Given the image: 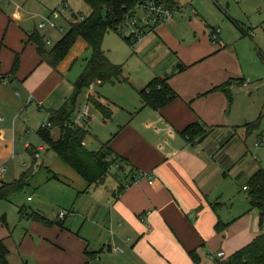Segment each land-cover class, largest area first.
Listing matches in <instances>:
<instances>
[{"label": "crops", "instance_id": "crops-1", "mask_svg": "<svg viewBox=\"0 0 264 264\" xmlns=\"http://www.w3.org/2000/svg\"><path fill=\"white\" fill-rule=\"evenodd\" d=\"M51 2L0 0V168L5 169L0 188L33 169L28 188L38 191L37 200L17 194L0 201V241L8 263L196 264L193 253L198 264H215L219 252L228 258L262 235L258 210L250 203L240 210L238 195L239 182H245V190L259 166L247 161L234 169L227 150L247 113L239 114L236 102L216 90L229 81L231 88L235 81L248 87L240 57L219 18H200L191 4L187 15L180 0L173 18L141 40L128 43L115 33L118 42L104 40L109 60L124 66L128 82L92 86L79 107L81 112L93 97L111 111L105 119L89 105L88 131L93 121L103 131L93 130L96 143L85 145L98 151L109 142L127 163H122L124 171L112 169L104 185L87 191V181L48 151L39 135L41 143L35 137L27 142L30 148L22 145L28 161L18 167L11 160L19 155L9 139L38 133V126L31 128L33 116H40L41 127L47 122L49 111L71 95L91 56L80 38L56 70L42 61L31 37L40 34L51 49L66 33L52 42L64 26L58 32L40 30L41 17L59 12L69 17V26L85 18L67 0L61 7ZM217 27L220 41L213 44L210 31ZM158 77L168 81L176 98L154 111L143 106L139 93ZM194 124L206 135L191 143L182 132ZM33 214L49 223L32 219Z\"/></svg>", "mask_w": 264, "mask_h": 264}, {"label": "trees", "instance_id": "trees-1", "mask_svg": "<svg viewBox=\"0 0 264 264\" xmlns=\"http://www.w3.org/2000/svg\"><path fill=\"white\" fill-rule=\"evenodd\" d=\"M91 9V14L82 21H74L69 31L51 48L48 49L44 37L34 34L32 42L37 46L38 53L43 62L50 65L54 70L69 55L76 41L80 38L87 43V49L91 53L86 66L73 84L71 95L57 110H50L46 126H42L38 134L48 151L54 152L62 161L74 169L88 183V190L102 186L112 175V169L116 174L124 171V160L117 157L109 147V142L101 144L98 151H90L85 145L89 135L88 123L81 127H73V120L79 112L80 98L92 86L96 84H114L128 82L124 77L123 65L113 64L104 50L103 44L106 35L111 31L116 32V27L131 17L137 5L144 0H83ZM166 7L176 10L179 0H164ZM235 26L241 30L243 36L248 33L240 27L237 21L232 20ZM132 43L130 40H126ZM17 61L14 64V68ZM233 81L224 83L216 90L228 94L231 98V86ZM140 98L144 107L159 111L167 106L176 94L169 86L168 81L155 78L143 90ZM88 103L98 110L105 119L112 116L111 111L102 105L97 99L90 97ZM263 115L257 121L246 126L250 131L258 129ZM57 132V137L54 133ZM206 132L199 124H194L182 132L188 142L204 139ZM127 164V163H126ZM33 169L25 172L18 180L4 184L0 188V201L24 192L30 185ZM135 180L132 177L128 184ZM123 187L119 188V194ZM247 198L250 205L260 211L261 221L264 220V169H260L252 176L247 185ZM24 208L20 210L23 213ZM32 219L49 223L40 215H31ZM8 250L3 241H0V264H9L7 260ZM196 264L197 257L192 253ZM215 264H264V233L255 238L247 246L223 260H216Z\"/></svg>", "mask_w": 264, "mask_h": 264}, {"label": "rangeland", "instance_id": "rangeland-1", "mask_svg": "<svg viewBox=\"0 0 264 264\" xmlns=\"http://www.w3.org/2000/svg\"><path fill=\"white\" fill-rule=\"evenodd\" d=\"M51 1V4H57L56 7H61L62 4H64L63 6H65L64 0ZM180 1L181 4L183 6H186L187 8L189 4H191L193 8L199 12V15L201 16L200 18L205 19L209 17L211 18V20L219 18L220 25L223 27V23L227 28V35L230 38L232 44L235 46L234 49L240 57L244 78L246 79V82L248 84V87H239L237 85L238 81H235L234 87L231 88V99L233 103L236 102L235 107L238 113L241 114L242 111H246L247 114L245 116L246 121H244L246 123H243V125L240 127H236L237 130L234 134L235 139L233 138L234 141L227 147L228 154H230L232 158V165L234 166V169L235 166L237 167L236 169H241L245 165V163H247V161L252 163L254 162L256 165L259 166V169H264V0ZM67 3L69 4L70 8L77 11L81 16L85 18H87L91 13L90 7L83 0H67ZM220 8H222L226 12V14L224 12H221ZM191 11L192 9L191 7H189L187 9V15ZM50 13L51 14L43 17H50L51 20L56 23L59 28L64 26L65 29L63 32H58V30H51L49 28L44 29L47 31H57L58 33H60L57 34V36H54L52 42H56V39L60 38L61 36H63L64 33H67V31H69L70 26L66 22V18L69 17L58 16L53 12ZM232 20L237 21L240 27L248 33L246 37L242 35L241 30H239L235 26ZM126 28L131 29L130 27ZM250 31H252L253 33L251 32L249 35ZM114 33L116 35L118 34L122 38V40L127 42L126 39L122 37L120 33L115 31H111L108 35H106L107 38L105 37V39L114 43L118 42L119 37L116 35H112ZM82 62L84 63L85 61L81 60L75 66L72 72V76H74L80 70ZM249 92H251V94L247 95ZM79 103L80 107L86 104V92L81 96ZM235 111L236 110H234V112ZM260 115H263V117L261 119V124L258 129L250 131L248 128H246L245 124L247 125L249 123L257 121ZM31 121V128L34 130L35 127L38 126L36 130H38L39 132L42 124L40 116H33ZM90 125L91 126L89 127V135L86 137V141L93 142L94 144L96 143V140L93 135V130L99 133H102L103 130L100 128L98 121H93ZM56 133L57 132L54 133V136L57 137ZM37 135H39L37 132L35 133V136L30 133H27L26 135H20L15 138L13 135L12 138L9 139V142L11 143V150L16 144L14 150L16 151L17 155H19L16 159H10L14 160L18 167L22 165L21 162L23 160H29V155L22 146L23 143L31 142L35 137H38ZM259 139H262V142H260ZM35 142L36 144L41 143L39 137L38 140H36ZM88 149H90V147H88ZM0 169H3V167H1ZM244 184L245 182H239L238 185L240 210H242L243 205H249L247 193L245 190H243ZM36 193H38L37 190L27 188L26 192L19 194V197H24L25 195H27L37 200V196H35ZM28 205H30V207H33V203H28ZM256 212L258 215L260 214L259 210Z\"/></svg>", "mask_w": 264, "mask_h": 264}, {"label": "built area", "instance_id": "built-area-1", "mask_svg": "<svg viewBox=\"0 0 264 264\" xmlns=\"http://www.w3.org/2000/svg\"><path fill=\"white\" fill-rule=\"evenodd\" d=\"M176 10H170L166 7L164 0H144L143 2L139 3L133 13V15L127 18L122 24L116 27V32L120 33L122 37L126 40H130L132 43L141 40L146 34L147 31H152L156 26L162 25L165 22L170 21L173 18V14ZM58 16H61L59 12L54 13ZM79 21L84 20L82 17H77ZM126 27H130L128 29ZM38 28L40 30H44L46 28L49 29H57L59 28L56 23H54L50 17H43L38 24ZM61 29V28H60ZM63 30V29H61ZM220 28H214L210 31V38L213 44H217L220 41ZM50 44V41H48ZM90 114H89V105L81 110L73 120V127H81L85 123L89 121ZM48 124H44L46 126ZM25 146L30 148L31 146L26 143ZM15 154H12V158H14ZM39 157V154L36 153V158ZM5 169L0 170V174L3 173ZM149 179H152L149 176ZM247 190V187H245ZM65 213L61 212L60 217H64ZM219 259H226L225 253L219 252L217 254Z\"/></svg>", "mask_w": 264, "mask_h": 264}]
</instances>
